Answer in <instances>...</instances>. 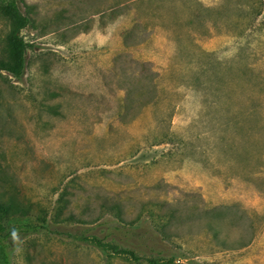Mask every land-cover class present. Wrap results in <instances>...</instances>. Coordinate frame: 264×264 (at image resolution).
Returning <instances> with one entry per match:
<instances>
[{"label": "rangeland", "instance_id": "rangeland-1", "mask_svg": "<svg viewBox=\"0 0 264 264\" xmlns=\"http://www.w3.org/2000/svg\"><path fill=\"white\" fill-rule=\"evenodd\" d=\"M17 6L0 192L50 232L9 235L10 264H147L80 230L167 264H264V0ZM10 30L0 15V59Z\"/></svg>", "mask_w": 264, "mask_h": 264}, {"label": "trees", "instance_id": "trees-1", "mask_svg": "<svg viewBox=\"0 0 264 264\" xmlns=\"http://www.w3.org/2000/svg\"><path fill=\"white\" fill-rule=\"evenodd\" d=\"M0 15L7 19L11 25V30L6 38V58L0 59V72H5L15 80H20L24 73L25 53L29 44L22 39L19 32L30 25L31 20L19 11L17 0H0ZM58 200H61V195ZM28 212L29 210L17 205L12 198L4 200L3 194L0 192V264H10V244L6 241L9 235L50 232L45 217L36 216L35 220H32L27 216ZM20 221L23 222L20 223ZM68 237H75L80 242L87 243L99 251L126 258L132 262L144 261L147 264H167L169 262L139 256L132 250L107 243L94 235H87L82 230H80V234L68 235Z\"/></svg>", "mask_w": 264, "mask_h": 264}]
</instances>
